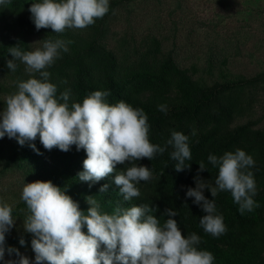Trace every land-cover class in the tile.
Wrapping results in <instances>:
<instances>
[{"label": "clouds", "instance_id": "obj_1", "mask_svg": "<svg viewBox=\"0 0 264 264\" xmlns=\"http://www.w3.org/2000/svg\"><path fill=\"white\" fill-rule=\"evenodd\" d=\"M10 3L0 0V8ZM109 4L110 0H33L29 11L37 31L51 28L59 34L95 23L108 13ZM40 42L30 51L23 50L21 44L8 48L12 58L7 60V68L15 72L19 61L30 78L19 80L18 90L7 96L6 107L0 111V139L7 135L23 146L39 137L45 149L65 152L75 145L77 151L86 152L79 181L91 182V186L115 172L114 183L128 202L140 196L137 186L142 181L153 178L152 170L137 161L152 160L171 147L175 170L190 169L191 164H186L192 159L189 136L173 130L164 146L151 143L148 117L142 108L123 100L110 104V91H94L82 103L71 105L70 89L57 95L58 87L50 82L47 69L60 58L61 51L69 49L63 40L45 38ZM158 110L166 113L167 106L158 105ZM191 135L195 136L196 131ZM30 146L39 154L35 143ZM208 161L218 168L215 186L197 175L196 187H189L186 195L206 213L200 218V227L219 237L226 231L223 216L217 214L215 199L206 198L204 190L210 189L214 198L219 192H230L242 215L251 212L257 206L253 199L257 195L256 181L249 170L255 161L239 148L220 157L210 154ZM118 164L125 166L123 170L117 171ZM199 166V172L208 170L203 162ZM108 187L103 185L101 193ZM21 199L27 205L24 229L33 237L34 264H214V255L198 248L199 235L182 234L177 220L171 218L178 215L172 208L166 210L164 215L169 218L161 224L151 214L154 209L149 204L117 206L109 214L101 210L93 196H88L90 207L84 212L66 189L52 181L25 183ZM15 221L12 206L0 201V261H4L7 251L19 259L5 264H33L19 249L5 247L6 233ZM19 242L26 244L23 238Z\"/></svg>", "mask_w": 264, "mask_h": 264}, {"label": "trees", "instance_id": "obj_2", "mask_svg": "<svg viewBox=\"0 0 264 264\" xmlns=\"http://www.w3.org/2000/svg\"><path fill=\"white\" fill-rule=\"evenodd\" d=\"M33 0H11L5 8H0V24L8 38L0 44V72L10 73L7 60L11 59L8 48L21 44L25 51L34 50L30 40L38 38L63 40L71 43V53L62 52L60 64L51 72L50 82L58 87V93L71 90L69 104L83 102L94 91H110L107 101L115 104L121 100L134 108H142L148 117L149 140L153 144L164 146L173 130L189 136L191 164L177 172L175 161L170 158L171 147L152 160L143 158L137 164L152 170L153 178L141 182L137 187L140 196L132 201H125L114 183L115 172L97 183L80 182L78 173L83 171L86 159L84 150L77 151L75 145L65 152L58 148L47 150L40 143L39 137L34 142L21 146L15 139L8 148V163L22 165L30 183L52 181L56 186L66 189V193L77 201L80 209L87 212L90 205L86 198L93 196L101 205V210L113 213L117 206L149 204L163 224L167 209L172 208L178 215L171 217L178 222L185 236L195 232L201 237L200 250L210 251L214 264H264V131L254 128L253 120L234 126L237 116L246 114L244 100L248 88L264 84V73L251 80L238 79L216 82L208 86L203 79L196 80V67L191 73L180 68L171 56H165L161 42L152 38L146 51L136 55L134 60H121L114 52L104 48L98 42L101 27L119 4L110 0L109 11L103 18L85 27L84 32L74 33L76 29H66L55 33L51 28L36 30L29 8ZM80 35V36H78ZM82 38V39H81ZM82 41V44L77 42ZM15 72L23 67L17 61ZM167 106V112L158 110V105ZM196 135H191L192 131ZM35 143L39 154L30 144ZM242 149L255 161L252 171L256 181L257 195L253 197L257 206L243 215L230 192H219L214 198L210 189L204 190L208 199H215L217 214L223 216L226 231L219 237L206 233L200 227V218L206 215L202 208L193 203L194 198L187 197L189 187L195 188V177L199 175L206 183L215 186L218 168L209 161L210 154L217 157L225 152ZM203 162L208 170L199 172V163ZM130 166V165H127ZM117 171L124 165L118 164ZM107 184L106 192L100 189ZM20 208L27 210L23 201ZM86 232L87 229H84ZM31 243L32 235L23 234L18 238L6 237L5 246L20 244V239Z\"/></svg>", "mask_w": 264, "mask_h": 264}, {"label": "rangeland", "instance_id": "obj_3", "mask_svg": "<svg viewBox=\"0 0 264 264\" xmlns=\"http://www.w3.org/2000/svg\"><path fill=\"white\" fill-rule=\"evenodd\" d=\"M118 1L101 27L98 42L121 60H134L136 55L146 51L155 37L161 42L165 56H171L180 68L190 73L192 67H196L198 72L194 79H203L208 86L216 82L251 80L264 73V0ZM1 25L0 44L8 38ZM79 30L84 32L82 36L89 34L85 33V28L76 29L74 33L79 34ZM30 42L34 49L42 43L38 38ZM67 47V52L71 53V43H67ZM61 59L62 55L47 70L51 73ZM36 75L38 77V73ZM29 78L25 65L20 73L0 72V111L6 107L7 96L18 90L17 82ZM248 91L244 100L246 114L237 116L234 126L253 120L254 128L264 131V84L249 87ZM14 140L7 135L0 139V201L12 206L16 219L6 233L10 238L27 234L24 218L28 210L20 208V204L23 186L30 183L22 165L8 163V148ZM5 247L19 249L34 264L31 243ZM18 259L15 253L9 255L6 251L0 264Z\"/></svg>", "mask_w": 264, "mask_h": 264}]
</instances>
